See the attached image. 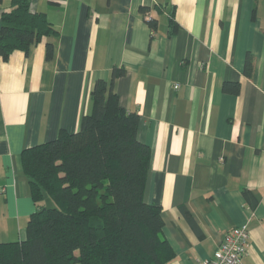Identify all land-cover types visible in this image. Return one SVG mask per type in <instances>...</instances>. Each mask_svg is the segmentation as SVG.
I'll return each mask as SVG.
<instances>
[{
  "label": "crops",
  "instance_id": "1",
  "mask_svg": "<svg viewBox=\"0 0 264 264\" xmlns=\"http://www.w3.org/2000/svg\"><path fill=\"white\" fill-rule=\"evenodd\" d=\"M10 7L0 0V33ZM32 10L59 32L0 55V242L25 240L36 209L23 151L78 131L96 81L123 67L113 91L151 149L145 201L161 207L175 251L164 264H203L243 223L241 264H264V0H32Z\"/></svg>",
  "mask_w": 264,
  "mask_h": 264
},
{
  "label": "trees",
  "instance_id": "2",
  "mask_svg": "<svg viewBox=\"0 0 264 264\" xmlns=\"http://www.w3.org/2000/svg\"><path fill=\"white\" fill-rule=\"evenodd\" d=\"M58 32L45 13L32 10V0H11L2 12L0 55L28 53ZM46 46L50 59L54 43ZM253 70L248 54L245 72L252 76ZM125 73L114 67L110 81H96L92 110L78 131L63 130L23 151L36 209L25 240L0 242V264H164L175 257L163 235L161 207L145 201L151 149L138 139L139 114L123 107L113 91L114 80Z\"/></svg>",
  "mask_w": 264,
  "mask_h": 264
},
{
  "label": "built area",
  "instance_id": "3",
  "mask_svg": "<svg viewBox=\"0 0 264 264\" xmlns=\"http://www.w3.org/2000/svg\"><path fill=\"white\" fill-rule=\"evenodd\" d=\"M250 237L248 223L232 228L216 249L214 257L205 259L203 264H241L247 252Z\"/></svg>",
  "mask_w": 264,
  "mask_h": 264
},
{
  "label": "rangeland",
  "instance_id": "4",
  "mask_svg": "<svg viewBox=\"0 0 264 264\" xmlns=\"http://www.w3.org/2000/svg\"><path fill=\"white\" fill-rule=\"evenodd\" d=\"M47 205H50V206H54L55 203L53 200H51L50 198L47 199Z\"/></svg>",
  "mask_w": 264,
  "mask_h": 264
}]
</instances>
